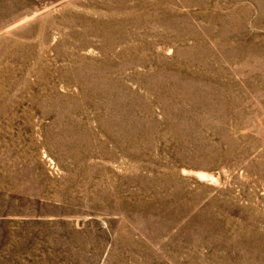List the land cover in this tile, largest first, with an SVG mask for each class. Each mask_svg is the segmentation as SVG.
Segmentation results:
<instances>
[{
    "label": "rangeland",
    "instance_id": "obj_1",
    "mask_svg": "<svg viewBox=\"0 0 264 264\" xmlns=\"http://www.w3.org/2000/svg\"><path fill=\"white\" fill-rule=\"evenodd\" d=\"M0 264H264V0H0Z\"/></svg>",
    "mask_w": 264,
    "mask_h": 264
}]
</instances>
